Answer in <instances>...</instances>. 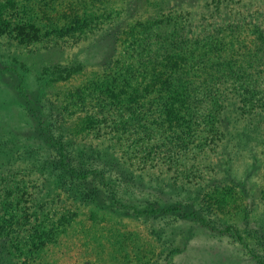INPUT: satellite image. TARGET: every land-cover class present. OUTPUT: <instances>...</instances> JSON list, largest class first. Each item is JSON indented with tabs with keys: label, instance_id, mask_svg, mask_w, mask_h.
Wrapping results in <instances>:
<instances>
[{
	"label": "trees",
	"instance_id": "obj_1",
	"mask_svg": "<svg viewBox=\"0 0 264 264\" xmlns=\"http://www.w3.org/2000/svg\"><path fill=\"white\" fill-rule=\"evenodd\" d=\"M116 2L125 10L128 0H0V40H7V46L15 40L24 49L50 39L82 41L110 23L113 14L119 15V11H107L109 4ZM165 2L144 0L142 13L126 24L112 65L98 74L85 75L80 85L56 91L57 75L50 78L48 69L23 73L15 67L0 66V74L7 72L12 77L11 99L25 113V126L30 128L24 136L28 143L20 148L12 138L0 140V264L37 258L49 244L67 235L70 226L98 246L102 241L110 242L113 248L108 254L126 253L119 234L114 236L107 221L101 225L106 215L97 214L101 204L95 203L101 193L89 189V175L95 177L98 170L84 168L85 161L107 156L112 160L113 156L118 166L137 168L145 177L151 176L146 169L168 164L181 167L182 180L187 182L192 181L190 172L195 173L205 162L213 167L218 160L215 152L219 137H223L218 132L220 115L230 112L238 122L236 130L244 135L256 130V135L261 130L264 133V0H210L197 14L194 10L181 14ZM104 5L106 11L99 13ZM76 10L78 14L73 13ZM4 51L0 45L1 60ZM59 72L60 81L72 76L69 68ZM54 103L65 122L66 134H82L86 140L91 135L101 142L100 151L91 145L86 149L55 139L54 125L47 122ZM34 147L45 158L37 179L43 186L41 193L46 194L39 205L33 204V214L39 210L44 216L46 206L59 199L71 202L77 211L63 212L49 224L45 217L40 221L47 228L49 225L45 232L42 224L20 229L30 223L20 208L22 199L36 203L41 193L37 197L26 193L25 182L16 181L14 170H23L20 153L27 154ZM220 148L229 154L225 143ZM197 177L202 188L203 178ZM78 188L92 190L95 199L89 194L76 195ZM260 199L264 200V188ZM87 207L84 221L74 225L78 211ZM193 207L167 202L136 213L152 220L167 213L193 212ZM88 221L91 225L86 226ZM127 237L130 239L129 234ZM162 251L170 257L167 248L162 247Z\"/></svg>",
	"mask_w": 264,
	"mask_h": 264
},
{
	"label": "rangeland",
	"instance_id": "obj_2",
	"mask_svg": "<svg viewBox=\"0 0 264 264\" xmlns=\"http://www.w3.org/2000/svg\"><path fill=\"white\" fill-rule=\"evenodd\" d=\"M143 1L128 0L125 10H120L117 2L109 4L107 11H119V15L113 14V20L110 23L103 24L100 30L93 35H86V39L82 41L67 37L58 40L50 39L37 47L24 49L23 46L16 44L15 40L7 46L5 44L7 40L1 39L0 45H3L6 55L2 60L0 59V66L15 67L17 71L23 73H37L48 69L50 78L57 75V84L53 89L56 91L65 86L70 88L72 84L80 85L85 75L98 74L105 67L112 65L117 51L122 46L126 24L142 13ZM164 1H166L165 5L181 14L193 10L197 14L203 11V5L210 0ZM106 8L105 5L101 7L102 10L99 13L103 9L106 11ZM73 13H77V10ZM47 16L51 18L52 15ZM62 68H69L72 72V76L65 81L59 80V76L62 75L59 71ZM77 69L80 71L76 73ZM52 72L55 73L51 74ZM63 74L67 75L66 72ZM49 93L48 98H51ZM13 94L12 77L7 72L1 73L0 140L12 138L17 148H20L21 145L28 143L24 136L30 128L25 126V113L13 104L11 99ZM51 109L52 115H49L47 122L54 125L53 135L58 142L64 144L70 141L73 146L78 145L86 149L91 145L94 150L100 151L101 142L92 139L91 135H89V141L83 139L82 134L68 136L64 129L65 122L57 114V104L54 103ZM220 116L222 123L219 124L218 132L219 136L223 133V137H219L218 148L215 152L218 154V160H215L213 167L205 162L203 166L197 168L195 173L190 172L192 176H195V178L189 177L192 181L182 180L184 178L181 167L176 169L168 164L160 165L159 169H146L151 176L145 177L137 168H129V170L120 164L121 168L117 165V161H114L113 156H111L112 160L109 159L110 156H107L108 159L99 157L95 161H85L84 168L98 170L93 174L95 177L89 175L91 179L89 189H93V193L99 191L101 199L97 196L95 199L92 190L87 188L85 191L78 188L75 194L82 197L89 194L93 196L96 204H101V210L97 214L105 213L106 215L101 225H105L107 221L115 232L114 236L119 234L121 245L126 246V253L108 254L113 248L110 242L102 241L103 245L98 246L93 241L84 239V235L78 233V229L72 230L70 226L68 229L74 232L69 230L67 235H61L56 243L49 244L37 258L30 256L25 261L13 260L12 263L264 264V200L260 199L264 188V148L262 144L264 133L260 129L259 135H256L257 130L248 136L244 135L242 131L236 130L238 122H235L230 112ZM262 127L264 128V123ZM224 143L229 150L228 155L225 153V148H220ZM29 149L30 152L27 154L20 153L21 158L24 159L20 166L24 168L20 170L21 173L17 169L14 170V175L16 174V181L25 182L26 193L30 192L37 197V193L44 191H41L43 186L37 178L41 174L39 168L45 158L41 150H37L36 147ZM86 149L82 150L87 151ZM214 159L216 156L213 157ZM2 163L0 162V167ZM77 168L81 170L80 167ZM2 173H5L4 170ZM157 175L159 176L156 177ZM197 175L203 178L202 188L198 183L200 179ZM32 184H36L38 188H34ZM45 194H39L41 198L37 199L38 201L34 199L36 203H32L31 199H22L20 208L24 209L23 212L30 219L27 226L20 227L23 231L25 228L29 229L31 225L42 224L45 232L49 229V225L47 228L45 223L49 224L63 212H77L71 206V202L59 199L54 205L52 202L51 207L46 206L44 216H41L39 210L34 215L33 204L39 205L44 201ZM76 200L79 204L83 203L79 199ZM167 202H177L182 205L193 204V212L188 210L187 212L167 213L162 214L164 217L152 220L136 213V210H148L153 204H158L159 207ZM78 213L79 216L73 219L74 225L84 221V215L89 213L88 207L81 209ZM183 215L185 217H180ZM45 217H47V222L40 223L45 220ZM85 223L86 226L91 225L89 221ZM127 234L130 235V239ZM85 241H88L87 245ZM150 246H155L151 249L152 253L148 252ZM162 247L167 248L170 257H168V252L162 251Z\"/></svg>",
	"mask_w": 264,
	"mask_h": 264
}]
</instances>
